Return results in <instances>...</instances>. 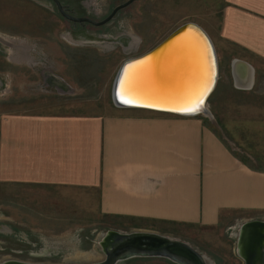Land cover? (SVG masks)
Returning a JSON list of instances; mask_svg holds the SVG:
<instances>
[{"label": "crops", "instance_id": "crops-1", "mask_svg": "<svg viewBox=\"0 0 264 264\" xmlns=\"http://www.w3.org/2000/svg\"><path fill=\"white\" fill-rule=\"evenodd\" d=\"M215 34L234 86L250 89L255 75L264 83V0H224ZM237 141L199 114L10 111L0 117V185L9 203L40 188L63 219H79L87 203L89 218L213 227L264 210V141L263 152Z\"/></svg>", "mask_w": 264, "mask_h": 264}, {"label": "rangeland", "instance_id": "rangeland-1", "mask_svg": "<svg viewBox=\"0 0 264 264\" xmlns=\"http://www.w3.org/2000/svg\"><path fill=\"white\" fill-rule=\"evenodd\" d=\"M122 1L61 0L77 13L95 19ZM223 3L134 0L97 26L68 20L53 0H0V117L10 111L104 113L126 108L116 106L110 92L120 62L149 49L185 21L197 22L214 38ZM20 41L26 48L14 46ZM227 69L218 62L217 82L207 98L212 116L199 115L220 135L263 152L264 83L255 75L250 89H238ZM20 195H12L18 202L9 203L7 184L0 185V261H95L104 256L99 243L103 232L137 229L186 240L201 250L210 264H245L237 252L239 226L250 218L264 219V210H256L250 215H233L213 227L148 219L118 221L106 219L98 210L95 218L87 217L91 214L87 203L80 204L79 219H63L57 216L65 211H53L55 203L40 200V188L22 187ZM49 198L63 196L53 193ZM117 264L179 263L147 255L131 256Z\"/></svg>", "mask_w": 264, "mask_h": 264}, {"label": "water", "instance_id": "water-1", "mask_svg": "<svg viewBox=\"0 0 264 264\" xmlns=\"http://www.w3.org/2000/svg\"><path fill=\"white\" fill-rule=\"evenodd\" d=\"M131 1L132 0H125L124 2L115 5L109 14H107L103 19L95 20L89 16H75L70 14L63 9L59 0H54L58 10L63 16L72 20L90 21L97 25L109 20L119 8L127 5ZM166 45H169L170 47L175 46V48L179 47L178 49L183 51L185 55L189 54L191 60L192 58L193 60L197 57H199V59L201 58V66L193 65V68L202 67L204 70L203 75H200V77L199 75H193L190 87L182 89L180 93L179 91H174L165 100L160 98L158 95L157 97L155 95L152 96V94H144L138 88L137 83L134 86L137 97H133V92L130 90H125L121 93L118 89L120 84L119 79L122 77L121 74H127V72L130 73L131 67L136 66L134 64H141L146 59L153 57L159 50L163 49V46L166 47ZM217 61L216 49L209 33L197 22L185 21L173 28L149 49L136 55L126 56L120 62L111 83V99L118 107L146 108L190 115L206 112L212 116L210 109L205 106V103H207V98L217 82ZM127 77H129V74H127ZM129 87L132 88L130 85ZM190 91L192 94L188 96ZM125 98H128V101H131V103H124L123 101L126 100ZM185 98L186 100L188 98V103L191 104L186 107H181L180 104L182 102H179L178 100H185ZM201 100L202 104L199 103ZM245 222L262 223L264 221L247 220ZM99 243L104 256L103 258L95 261L82 263H46L7 259L0 261V264H117L120 260L131 256L147 255L164 256L179 264H210L206 255L188 241L149 230L134 229L121 231L107 229L101 234ZM256 261H259L257 264H264V242H262L260 248L254 249L251 252L249 258H245V264H255Z\"/></svg>", "mask_w": 264, "mask_h": 264}, {"label": "bare ground", "instance_id": "bare-ground-1", "mask_svg": "<svg viewBox=\"0 0 264 264\" xmlns=\"http://www.w3.org/2000/svg\"><path fill=\"white\" fill-rule=\"evenodd\" d=\"M23 41L16 42L15 47L17 46L19 50L22 49L24 47ZM168 46L169 45H166V47L163 46V49L159 50L156 55L146 59L141 64H134L136 66L131 67V72H127L129 77H127L126 73H122V77L119 79V91L122 93V91L130 90L133 92L132 96L137 97L134 89V86L137 83L138 88L144 94H152V96L158 95L160 98L165 100L174 91H179L180 93L182 89L190 87L192 84L191 82L193 75H199V77L200 75H203L204 70L202 67L193 68V65L201 66V58L199 59V57H197L195 60H193V58L191 60L189 54L185 55L183 51L178 49L179 47L175 48V46ZM236 79L238 81V77H236ZM129 85L132 86V88H130ZM191 94L192 92L190 91L189 95H187L190 96ZM125 99L128 100V98ZM181 99L178 100L179 102H182L180 104L181 107H186L191 104L188 103V98L187 100L186 98L185 100ZM205 106L208 107V104L205 103ZM202 113L204 115L207 114L206 112ZM237 239L238 252L244 258H249L251 252L254 249L260 248L262 242H264V222L242 223V225L239 226V230L237 231ZM258 262L256 261L255 264Z\"/></svg>", "mask_w": 264, "mask_h": 264}, {"label": "flooded vegetation", "instance_id": "flooded-vegetation-1", "mask_svg": "<svg viewBox=\"0 0 264 264\" xmlns=\"http://www.w3.org/2000/svg\"><path fill=\"white\" fill-rule=\"evenodd\" d=\"M59 1L61 2V0H59ZM124 1H125V0H124ZM124 1H122V2H124ZM132 1H134V0H132ZM132 1H131V2H132ZM53 2H54V0H53ZM131 2H130V3H131ZM54 3H55V2H54ZM120 3H121V2H120ZM130 3H128V4H130ZM61 4H62L63 9H64L65 11H67L68 13H70V14H73V15H75V16H87V15H85L84 13H77V12L74 10V8H72V6H70L68 3H64V4H63V3L61 2ZM118 4H119V3H118ZM128 4H127V5H128ZM55 5H56V4H55ZM116 5H117V4H116ZM127 5H125V6H127ZM125 6H123V7H125ZM56 7H57V6H56ZM113 7H114V6H113ZM123 7H121V8H123ZM121 8H119V9H121ZM112 9H113V8H112ZM112 9H111V10H112ZM119 9H118V10H119ZM57 10H58V8H57ZM111 10H110V11H111ZM118 10H117V11H118ZM110 11H109V12H110ZM117 11H116V12H117ZM58 12L61 14V12H60L59 10H58ZM109 12H108L107 14H109ZM116 12H115V14H116ZM107 14H106V15H107ZM115 14H114V15H115ZM61 15H62V14H61ZM106 15H105V16H106ZM114 15H113L112 17H114ZM62 16H63V15H62ZM105 16H103V17L100 18V19H95V18H93V17H91V16H89V17H91V18H93V19H95V20H101V19H103ZM64 17H65V16H64ZM112 17H111L109 20H107L106 22H104V23H107L108 21H110V20L112 19ZM65 18H67V17H65ZM67 19L73 21L74 23L80 24V25H81V23H82V24H83V23H84V24H86V23L94 24V23H92V22H90V21H86V20H81V21H79V20H72V19H69V18H67ZM104 23H102V24H104ZM102 24H98V25L100 26V25H102ZM94 25H97V24H94ZM98 25H97V26H98ZM248 220H258V221L261 220V221H264V219H262V218H256V219H255V218H250V219H248ZM236 236H237V235H236ZM237 252H238V251H237ZM238 255H239L242 259L245 260V258H244L239 252H238ZM244 262H245V261H244Z\"/></svg>", "mask_w": 264, "mask_h": 264}, {"label": "snow or ice", "instance_id": "snow-or-ice-1", "mask_svg": "<svg viewBox=\"0 0 264 264\" xmlns=\"http://www.w3.org/2000/svg\"><path fill=\"white\" fill-rule=\"evenodd\" d=\"M123 102H124V103H131V101H128V100H125V101H123ZM199 103L202 104V100H201Z\"/></svg>", "mask_w": 264, "mask_h": 264}]
</instances>
